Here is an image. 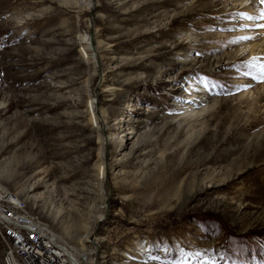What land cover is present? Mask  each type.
<instances>
[{
  "label": "rangeland",
  "instance_id": "obj_1",
  "mask_svg": "<svg viewBox=\"0 0 264 264\" xmlns=\"http://www.w3.org/2000/svg\"><path fill=\"white\" fill-rule=\"evenodd\" d=\"M242 1L0 0L18 210L86 264H264V29L240 27L264 20Z\"/></svg>",
  "mask_w": 264,
  "mask_h": 264
},
{
  "label": "bare ground",
  "instance_id": "obj_2",
  "mask_svg": "<svg viewBox=\"0 0 264 264\" xmlns=\"http://www.w3.org/2000/svg\"><path fill=\"white\" fill-rule=\"evenodd\" d=\"M242 2L244 5L246 0H243ZM247 9L249 10V6H247ZM82 39L85 43H88L90 45L91 38L89 35L86 34L85 36L82 37ZM187 98H189V101L188 100L183 101L184 102L183 107L187 106V108L184 111L189 112L191 111V105L197 103L199 99H197L196 95H193V94L188 95ZM100 167H101V171L104 172V167L101 165ZM15 217L17 221L25 222L26 225L19 224L16 222V220L0 212V241L4 246L3 250H7V242L9 241V232L16 236L21 237L23 239V242H30V246H41L40 237H31V228H32L33 230H37L43 233L46 237H52V241L59 246L60 250L70 252V258H72L73 260H81L78 258L75 250L72 249L70 246H67L66 243H64L59 238V236L47 225L40 223L39 221L35 220L28 214L18 209H15ZM3 254H4L5 264H14V263L15 264H28V261H26L23 258L19 250H12L11 258L6 256L4 252ZM46 257H53V250H46Z\"/></svg>",
  "mask_w": 264,
  "mask_h": 264
},
{
  "label": "built area",
  "instance_id": "obj_3",
  "mask_svg": "<svg viewBox=\"0 0 264 264\" xmlns=\"http://www.w3.org/2000/svg\"><path fill=\"white\" fill-rule=\"evenodd\" d=\"M15 209L26 210L21 203L9 196V188L0 183V212L16 220ZM16 222L26 225L25 222L17 220ZM31 237H40L41 246H30V242H23L21 237L9 232L7 250H2V252L11 258L12 250H19L28 264H86L84 258L81 260L70 258V252L60 250L59 246L52 241V237H46L43 233L32 228ZM46 250H53V257H46Z\"/></svg>",
  "mask_w": 264,
  "mask_h": 264
},
{
  "label": "snow or ice",
  "instance_id": "obj_4",
  "mask_svg": "<svg viewBox=\"0 0 264 264\" xmlns=\"http://www.w3.org/2000/svg\"><path fill=\"white\" fill-rule=\"evenodd\" d=\"M258 3H259V5L262 6L260 8L259 15H246L245 16L246 20H252L254 22L259 21V20H264V0H258ZM240 27L264 29V23H253L251 25L245 23V24H241ZM240 39L241 40H251V39H253V37L245 35V36H241ZM253 59H258V58H253ZM152 259H158V257H152Z\"/></svg>",
  "mask_w": 264,
  "mask_h": 264
}]
</instances>
